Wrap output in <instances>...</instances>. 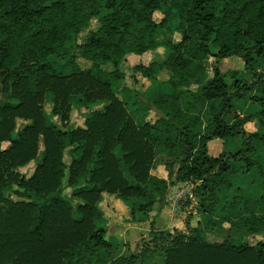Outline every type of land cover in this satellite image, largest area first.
Returning a JSON list of instances; mask_svg holds the SVG:
<instances>
[{
    "label": "trees",
    "instance_id": "16d2710c",
    "mask_svg": "<svg viewBox=\"0 0 264 264\" xmlns=\"http://www.w3.org/2000/svg\"><path fill=\"white\" fill-rule=\"evenodd\" d=\"M174 10L182 39L164 43L163 62L135 66L146 76L166 69L172 93L150 101L159 111L153 123L144 115L136 122L115 94L124 77L119 63L128 53L154 51V36ZM93 19L98 28L78 42ZM231 57L243 68L222 71L219 62ZM193 82L202 84L198 93L185 89ZM256 87L264 89V0H0V264H146L157 252L163 257L154 264H264V239H247L264 236V217L234 213L244 196L258 197L264 208V97H248ZM48 94L65 129L45 121ZM72 102L86 111L83 127L69 123ZM254 117L260 131L247 132ZM16 118L31 122L16 130ZM214 138L230 144L217 156L207 153ZM38 155L24 177L18 168ZM156 156L165 178L150 172ZM187 181L195 183L194 211L202 219L191 225L190 212L185 231L151 222L150 239L134 252L99 225L102 193L130 202L140 222L171 186ZM223 222L236 233L210 240L207 231L218 236L213 230Z\"/></svg>",
    "mask_w": 264,
    "mask_h": 264
},
{
    "label": "rangeland",
    "instance_id": "374dc122",
    "mask_svg": "<svg viewBox=\"0 0 264 264\" xmlns=\"http://www.w3.org/2000/svg\"><path fill=\"white\" fill-rule=\"evenodd\" d=\"M159 16L161 17L162 15H160L159 13H155V19H158ZM99 26V21L96 19H93L90 21L89 26L87 28L82 29V31L79 33L78 37H77V41L80 42L81 40H84L85 37L88 35L89 31L92 30H96ZM139 55V57H138ZM134 54V53H128L126 54L120 61L119 63V70L123 71L125 78L121 79V81L119 82V84L127 89L132 88L133 91H135L137 88L135 87L136 82H134V78L136 79L140 74L138 73V71L135 69V66L139 63H142V61H145L146 59L140 54ZM139 60V61H137ZM214 59L212 57H209L206 61H205V65H206V70H207V75H210L212 77L213 71H212V66L214 64ZM76 62L79 64V66L81 68H85L86 67V63L82 60V59H77ZM53 67L65 74H67L69 72L68 67L65 65L64 62L60 61V60H56L53 59L51 61ZM219 67L222 71H226V70H230V69H242L243 68V62L240 58L238 57H231L228 59H223L219 62ZM202 84H199V86L197 87L198 92L200 91ZM196 87L194 86V89ZM252 95H259L264 97V89L263 88H254L252 89V91H250L248 93V97L252 96ZM48 97L46 98L44 104H43V114H44V118L46 123L50 124V125H56L57 127L61 128V129H65L60 120L59 117L56 115H53L51 113L52 111V100H51V96H49V94L47 95ZM3 102H6L5 97L0 93V104H2ZM247 104V103H246ZM248 105V104H247ZM97 108L101 107V104L95 106ZM94 107V108H95ZM249 107V106H248ZM131 109V108H130ZM147 110V109H146ZM132 111V110H131ZM145 111V110H144ZM86 115V111L84 109L83 106L76 104L75 102L71 103V108H70V113H69V123L74 125V126H81V124L83 125L84 122V118ZM132 115V112H131ZM133 117V115H132ZM136 117V116H135ZM24 120V119H23ZM21 121L19 119L16 118L15 120V129L16 130H21L22 128H24V126L28 125L26 124V122ZM83 127V126H82ZM244 128L247 132H255V131H260V123L259 120L254 117L253 119L249 120L245 125ZM261 132H264V130H262ZM217 142V139L213 140L209 145H213ZM8 145L7 142L3 143V147H6ZM227 145H230L229 143L223 142V147H227ZM258 147H260L262 150L264 149L262 147V145L258 144ZM211 149L208 146L207 143V153H211L210 152ZM70 155V148H66L64 151V161L65 163H67L66 161H68V156ZM212 155V154H211ZM40 161L39 155L34 159V160H30L28 163H26L25 165L21 166L18 168L19 172L24 176V177H29V175L33 172L34 168L36 167L37 163ZM179 183H177L176 185H178ZM181 185H178L176 187H171L168 192L167 195L165 197V200H163V202H160V204H163L165 206L164 210H166L167 212V216L168 219H166V217L163 215H161V217L159 218V222H156V228L161 227L160 229H162L163 227H166L168 230H172L173 228H180L182 229V231H185V227H184V221L187 217V215L192 212L190 214V224L191 225H196L197 222H199L202 218L199 216V214H195L194 211V207H195V202L196 199L192 197L191 193H192V188L194 187V182H187V183H180ZM175 186V185H174ZM260 189V194H262V196L264 197V183L259 186ZM17 191H22L21 189H18ZM71 189L69 187H64L62 190L63 194H70ZM259 194V195H260ZM18 196L15 195L13 193L12 198L16 199ZM116 198H118L119 200H121L122 198H120L119 196H116ZM195 197V196H194ZM123 200V199H122ZM126 202V201H125ZM258 202V197H256V199H252L250 197L244 196L239 202H238V208L236 209V213L237 216H241V217H249L250 214H255L257 217H264V208H259V202ZM130 203V202H128ZM77 204H81V200L79 199H75L73 200V205H77ZM158 203L155 202L154 203V207L153 210L151 211V213H154L158 210ZM236 208V207H235ZM165 212V211H163ZM75 217H79L78 214L74 215ZM105 219L103 220V224L105 222ZM101 220V219H100ZM124 222H127V220H125ZM202 222V221H201ZM100 223V221H99ZM115 224V229L118 228V232L120 231H124L123 235L124 237L126 236H131L132 233H134V236L131 237V240H125L126 243H129L128 246L130 249H134V250H138L140 247V244L143 240H148L151 237V234L149 233V229H148V225L146 222L142 223L141 229L137 228L136 231L134 230H129L127 229V227L125 226L126 224L122 223H114ZM147 225V227H146ZM148 229V230H147ZM214 232H217L219 235L215 236L213 233H210L207 231L206 235L208 236V238L212 241H220L221 237H225V236H232L233 234L236 233V230L234 229L233 226H230L227 222H223L220 227L215 228V230H213ZM116 231L112 232L115 233ZM106 236L109 239H117V240H124V239H120L117 238L118 236L116 235H108V231L106 229ZM128 237H126L125 239H127ZM248 242L252 245H254L255 243H257L258 241L264 239L263 234H254V235H249L248 236ZM132 247V248H131ZM162 257L163 254L161 252H157L154 256L150 257L146 264H154V263H161L162 261Z\"/></svg>",
    "mask_w": 264,
    "mask_h": 264
},
{
    "label": "crops",
    "instance_id": "0c3cea01",
    "mask_svg": "<svg viewBox=\"0 0 264 264\" xmlns=\"http://www.w3.org/2000/svg\"><path fill=\"white\" fill-rule=\"evenodd\" d=\"M156 12L159 13L160 15H162L161 17L159 16L158 19H155V17H154ZM162 17H163V14L159 10H157L153 13V19L155 21H160L162 19ZM178 25H179V19L177 18L176 10H174L173 14L171 15V17L169 18V21H168V28H164V29L159 30L157 32V34L154 36V39L157 43L155 50L140 54V56L142 55L146 59L145 61L141 60V62L143 64H148L152 60H155L157 63H161L167 58L168 49L164 45V43L166 41L178 43L182 39L183 33H182V30L178 27ZM136 55H138V54H136ZM138 57H139V55H138ZM83 61L86 63V67H88L89 62H87L85 60H83ZM137 61H139V60H137ZM103 68L107 69V70L112 69L110 64L104 65ZM206 73H207V70H206ZM207 76H208V78L211 77L210 75H207ZM124 78H125V75L122 79H124ZM169 78H170V74L168 73V71L166 69H160L152 76H146V75L140 74L136 78V80L134 81V82H136L135 87L137 88L135 91H133L132 88L127 89V88L121 86L119 84V82L121 81L120 80L118 82V86L116 88L115 94L118 97V99L124 103L125 107H127L129 109L131 108L133 119L136 122H138L141 119V116L144 115L145 120L153 123L158 118L159 111L152 105V103H150V101L154 100L159 95L160 92L165 93V94H171L172 93V88L169 84ZM199 84L200 83L193 82L188 87H186L185 89H188L191 92H197L198 93L197 87L199 86ZM194 86L196 87L195 89H194ZM145 99L149 100V104H146ZM95 109H102V104H101V107H99V108L95 107ZM17 119H19L21 121L23 120L21 118H17ZM23 121L26 122V124H30V122H31L30 120H23ZM82 126L83 125L81 124L80 127H82ZM215 139H217V142L214 144V146L212 144L209 145ZM223 142H224V140L220 139V138H214V139L210 140L208 142V146L211 149V151H210L211 153H209V154L210 155L212 154L211 156H217L224 148ZM158 158L156 156L155 163H154V165H152L150 172L154 175L165 178L167 172L165 170L164 165L160 161H158ZM66 162H67L66 164H69V162H70L69 156H68V161H66ZM178 185H181V184L179 183ZM178 185L175 184V186L173 185L171 187H176ZM158 204H159L158 210L154 213H151V211L153 210V207H154V205H153L151 211L149 212V218L148 219H146L144 221L137 222V221H133L131 218V214H130V206L131 205H130V203L125 202L122 199L119 200L118 198L115 197V194H109V193L104 192V193H102L100 200H98V202L96 204L97 208L100 212V215H101V220H100L99 225L104 227L105 229H107L108 235H116V236H118L117 238L124 239V241L125 240H131V237L134 236V233H132V235L129 237L126 236L128 238L125 239L126 237H124V235H123L125 229L123 231L118 232V230H117L118 228L115 229L114 223L119 222V223H122L123 226H124V224H126L125 226L127 227V229L136 231L137 228L141 229L140 225L142 223L146 222L148 225L149 233H150V223L153 222L154 228L160 229L161 227L156 228V222L160 221L159 218L161 217L162 213L166 217V219H168V216H167L166 210H164V207H163V206H165L164 203L163 204L158 203ZM163 211H165V212H163ZM104 218H106V219H105V222L103 224ZM125 220H127V222H124ZM147 225H146V227H147ZM162 229H167V228L163 227ZM114 231H116V232L112 233ZM140 247H141V244H140ZM140 247H139V249H140ZM131 250L134 252L138 251V250H134L133 248Z\"/></svg>",
    "mask_w": 264,
    "mask_h": 264
},
{
    "label": "built area",
    "instance_id": "2783aa9c",
    "mask_svg": "<svg viewBox=\"0 0 264 264\" xmlns=\"http://www.w3.org/2000/svg\"><path fill=\"white\" fill-rule=\"evenodd\" d=\"M187 182H189V181H187ZM187 182H181V183H187ZM191 195L193 196V194L191 193Z\"/></svg>",
    "mask_w": 264,
    "mask_h": 264
}]
</instances>
